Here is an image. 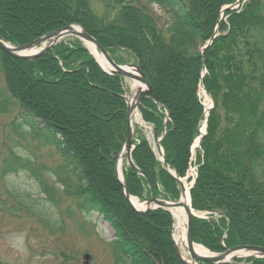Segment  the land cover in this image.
Listing matches in <instances>:
<instances>
[{"label":"trees","instance_id":"obj_1","mask_svg":"<svg viewBox=\"0 0 264 264\" xmlns=\"http://www.w3.org/2000/svg\"><path fill=\"white\" fill-rule=\"evenodd\" d=\"M146 1L165 12L164 27L139 0H0V39L24 46L77 24L117 64L139 65L152 86L139 112L153 141L161 139L167 166L182 179L197 167L192 207L208 215L193 219L194 242L215 253L264 248V0H241L223 15L236 0ZM124 84L74 37L34 60L0 49V114L16 112L10 124L15 134L54 149L61 161L38 166L36 157L10 149L2 176L29 173L49 203L59 206L66 199L79 213L101 217L115 233L109 247L116 264H186L173 240V216L162 209L136 212L117 178L127 140ZM201 86L214 108L194 156L205 119ZM133 145L132 160L143 175L124 161L129 194L151 199L152 186L157 198L178 201L179 184L156 157L144 128L134 126Z\"/></svg>","mask_w":264,"mask_h":264},{"label":"rangeland","instance_id":"obj_2","mask_svg":"<svg viewBox=\"0 0 264 264\" xmlns=\"http://www.w3.org/2000/svg\"><path fill=\"white\" fill-rule=\"evenodd\" d=\"M243 3L240 2V5ZM139 4L149 5L158 18L159 27L166 25L168 18L156 4H149L146 0H139ZM132 84V81H126L128 98L133 94ZM200 95L205 107L211 108L212 99L208 94L201 89ZM15 114L16 112L9 115L0 114V262L86 264L84 257L89 256L88 264H116L109 247L115 233L101 217L79 213L75 205L66 199H61L59 206L49 203L29 173L21 171L7 177L2 176L4 160L11 159L10 149L24 158L33 160L36 157L34 162L38 166L43 164L53 168L61 163L54 149L41 147V142H32L30 138L24 140L21 133L15 134L10 126ZM134 125L144 126L142 121L137 122L135 118ZM44 178L52 184L53 177L45 174ZM184 181L190 186L187 178ZM55 193L57 198L61 197L57 189ZM196 215L204 217L200 212ZM43 219L49 222V225H46ZM178 247L181 256L191 262L188 251L182 249L180 244Z\"/></svg>","mask_w":264,"mask_h":264},{"label":"water","instance_id":"obj_3","mask_svg":"<svg viewBox=\"0 0 264 264\" xmlns=\"http://www.w3.org/2000/svg\"><path fill=\"white\" fill-rule=\"evenodd\" d=\"M232 8H234V6L225 7L222 12L224 13L226 10L232 9ZM75 28H79L81 31H77ZM71 36L79 38L85 44L93 43L96 45L98 51L106 59L107 64L112 68V70L110 72L106 71L108 74L115 75V76H121V77L128 79V80H131V81H137V82H140L146 86V90L139 93L137 101L135 102L134 105H130V103L127 99V106H128L127 140H126L125 146L123 148V151H122V153L118 159L117 178H118L119 182L124 187L126 200L130 203V205L132 206V208L136 212H138L140 214H145L151 210L163 209V210H166L173 215L171 210L181 207L182 206L181 201L180 200L179 201H166V200L158 199L155 196V193H154L152 186H150L151 190H152V197L150 200H147L145 202L146 209L142 210V211L138 210L132 202L133 198L129 194V191H128L126 185L124 184L123 177L121 178L120 174L118 172L119 162L122 158L125 157L127 163L135 171H137L138 173L143 175L141 173V171L135 166V164L132 160V154H133V150H134V148H133V120H132V118H133L134 112L138 110L141 102L144 99L149 98L152 95V86H151L149 80L147 79L146 75L144 74V72L142 71V69L140 68L139 65H135V64H131L128 66L118 65L117 63H115L112 60V58L109 56L108 52L103 48V46H101L94 37L87 34L83 30V28L78 26V25H67L66 27H64L63 29H61L59 31H55L53 33H50V34L34 41L33 43H30V44L24 45V46H13L10 43L4 42L0 39V49L15 59L34 60V59H37V58L45 55L46 53H48L62 39L66 38V37H71ZM215 38H216V36H214L209 41V43L203 48L202 51L209 48L213 44ZM209 111L210 110L206 111V119L204 122L206 127H207V122H208ZM205 134H206V132H204V133L202 132V135H201L200 140H199V146L201 145ZM159 154H160L164 169L167 170L171 175H173L172 172L169 170L166 162H165L164 153H163L162 149H160ZM174 178L177 180V182L180 186V189H181L182 196H183L187 192L185 185H184V182H183V180H181L178 177H174ZM190 199H191V197H190ZM187 213H188V223H187L186 242H187V250H188V253H189L190 258H191V263H189L183 259V257L181 256V253H180V249L176 243L178 255L180 256V258L185 263H187V264H200V263L201 264H228L231 260L237 259V258H249V257L264 258V248L254 247V246H242V247H236L233 249H227L224 253L215 254V255H217L216 257H201V256L197 255L194 251V246L196 244L193 240V218H195L196 215L194 214L192 204L190 205V208H187ZM173 233H174V228H173ZM239 252H246L248 255L244 256V257L235 255ZM228 257H230L231 260L227 261L226 259ZM84 260L86 261V264H88L90 257L85 256Z\"/></svg>","mask_w":264,"mask_h":264},{"label":"bare ground","instance_id":"obj_4","mask_svg":"<svg viewBox=\"0 0 264 264\" xmlns=\"http://www.w3.org/2000/svg\"><path fill=\"white\" fill-rule=\"evenodd\" d=\"M77 31H81L79 28H75ZM87 47L90 50V52L96 57L98 60L99 64L102 66V68L110 72L112 68L107 64L106 59L100 54L98 51L97 47L93 43H87ZM133 87V94L132 97L129 100L130 105H134L135 102L137 101L138 95L140 92L146 90V86L143 85L140 82L134 81L132 84ZM135 118V121L139 122L142 121L141 116L137 111L134 112L133 114V120ZM123 161L124 158H122L119 162L118 166V172L120 174V177L122 178L123 176ZM182 206L177 208V209H172V213L174 215V220H175V226H174V238L177 244L181 245L182 249L187 250V242H186V235H187V223H188V213H187V208L190 207V195L188 192H186L180 199ZM133 204L138 210H145L146 205L142 202H140L137 198L132 199ZM194 251L197 255L201 257H216L217 255L211 254L206 248L200 245H195L194 246ZM235 255L238 256H247L248 254L246 252H239ZM231 260L230 257L226 259Z\"/></svg>","mask_w":264,"mask_h":264}]
</instances>
